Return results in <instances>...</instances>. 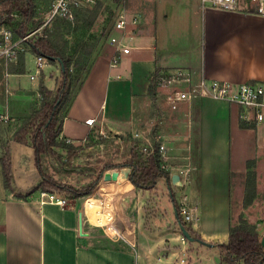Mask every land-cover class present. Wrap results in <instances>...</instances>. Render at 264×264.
<instances>
[{"label":"crops","instance_id":"obj_1","mask_svg":"<svg viewBox=\"0 0 264 264\" xmlns=\"http://www.w3.org/2000/svg\"><path fill=\"white\" fill-rule=\"evenodd\" d=\"M119 6L141 18L134 48L115 68L110 65L115 55L110 44L111 54L95 60L68 108L62 136L79 143L92 129L104 125L112 137L137 132L150 137L155 121L159 125L157 139L170 157L168 163L175 168L191 164L188 193L196 220L190 225L203 241L189 242L194 253L187 254L190 260L186 263L222 264L216 245L228 241L235 193L241 200L245 196L247 163L257 162V174L264 166V122L246 121L242 119L243 108L211 98H196L173 109L168 95L188 85L166 88L158 82L157 103L163 114L159 122L153 115L149 86L157 69L161 70L159 81L181 69L192 73L193 83L202 78L264 83V17L204 11L201 0H126ZM24 54V74L8 72L6 61L0 60V95L5 92L14 97L6 99V107L0 110L9 117V123L30 116L39 96L41 80L31 81L29 77L36 70V55L28 49ZM55 67L46 64L41 74L49 88L47 80ZM116 74L127 80L110 78ZM89 119H96L94 127L86 124ZM242 121L255 127H242ZM8 122L0 121L2 138L7 135ZM12 147L15 183L27 191L41 180L34 150L19 143H12ZM111 182L115 185L113 193L106 183L101 184L93 195L83 197L85 203L80 209L77 202L70 206L42 204L39 192L23 200L4 189L0 164V264H178L189 246L180 249L181 234L173 227L157 236L134 230L130 232L134 235L124 238L113 222V197L125 199L154 190L162 194L160 188L166 185L173 202L169 180L161 179L154 190L137 191L133 187L127 194ZM80 215L89 225H81ZM173 223H178L177 216ZM102 230L111 241L100 239ZM117 236L119 239H113Z\"/></svg>","mask_w":264,"mask_h":264},{"label":"trees","instance_id":"obj_2","mask_svg":"<svg viewBox=\"0 0 264 264\" xmlns=\"http://www.w3.org/2000/svg\"><path fill=\"white\" fill-rule=\"evenodd\" d=\"M115 1L124 3L126 0ZM36 10V0H0V26L9 27L19 37L26 36L44 24L42 19H38ZM82 10L81 8L77 9L74 20L58 18L55 20V25L57 24L58 28L65 25V29L69 30L71 25L77 22V13ZM87 27L90 28L91 24H88ZM77 31H79V28L74 30V32ZM33 37L25 42V47L32 54L45 57L51 65H55L60 60L62 63V66L60 65L62 79L57 90L48 88L44 81H41L39 96L32 106L30 116L16 124L9 139L5 140L0 136L2 147L0 164L4 189L13 193L16 198L23 200H27L37 192L58 193L69 196L71 199H80L91 195L95 191L107 170L117 168L131 169L130 180L137 191L154 190L161 179L169 180V172L162 168L160 141L156 135L159 129L157 123L152 129V144L147 148V151L143 150L144 143L141 140L134 139L131 134L104 137L98 131L95 139L94 135L89 133L84 141L87 145L110 144L120 148V144L124 143L126 150L123 154L124 161L122 163L106 165L87 185L77 187L71 183L63 182L48 172L45 167L46 158L51 157L60 166H64L84 150V146L81 144L69 143L67 142L68 138L62 136L66 115L63 118L61 113L69 103L73 102L92 66L86 68L78 62L74 63L73 56L68 55L66 50L59 46L53 33L47 28H44L41 34H36ZM73 64L74 70H72ZM74 71L76 74H74ZM25 72V54L20 52L13 73L24 74ZM160 72L161 70H156L149 86V96L154 108L153 115L159 122L163 119V114L157 103ZM74 86L78 89L72 97ZM240 123L242 127H255V124L245 123L244 121ZM12 143L30 146L34 150L35 165L41 180L27 191L20 190L14 180ZM60 151L66 154V160H64ZM247 168L246 191L243 201L245 207L250 206L257 196V162L255 160L248 161ZM172 199L178 214L177 222L178 220L182 221L193 238L203 241L190 223L182 219L178 202L174 198ZM263 235L255 226L248 225L244 221L237 225H231L228 241L216 245L220 251V262L222 264H264V247L261 244Z\"/></svg>","mask_w":264,"mask_h":264},{"label":"rangeland","instance_id":"obj_3","mask_svg":"<svg viewBox=\"0 0 264 264\" xmlns=\"http://www.w3.org/2000/svg\"><path fill=\"white\" fill-rule=\"evenodd\" d=\"M53 2L54 0H36L37 17L38 19H42L44 24L47 22L48 14ZM121 4H123L122 1L95 0L89 6L81 8L83 10L77 13V18L79 20L77 19V22L71 25L69 30L65 29V25L58 28V25H55V21L44 27L53 33V36L58 41L59 46L64 48L68 55L73 56L74 63L78 62L81 66L89 68L92 66L93 61H95L98 57L105 55L109 56L111 54L109 42L116 18V12L122 7L119 6ZM88 24H91L90 28L87 27ZM6 28L10 29L9 27ZM76 28H79V31L74 32ZM42 30L39 32L40 34L42 33ZM33 36H36V34ZM33 36L31 38H34ZM55 66V69L53 68L54 71L49 73V78L47 80L53 90H57L62 79L61 66L59 62H57ZM72 70H74V64L72 65ZM74 74H76L75 71ZM39 80L44 81V76L39 77L37 82H39ZM125 80H127V78L118 79L117 82H124ZM104 88L106 87L104 86ZM77 89V87H73L72 97L76 94ZM1 97H4V100ZM9 98L11 100L14 97H9V94H6L5 92L0 95V101H2L3 105V107H0V110H4V106L6 107L7 104L6 99L9 100ZM101 101H103V96L100 97L99 103ZM111 103L112 97H110L108 108H111ZM158 104L160 105L159 102ZM69 105L70 103L64 108L61 113V117L64 118L67 114ZM20 121L21 119H15L10 123L7 121L8 124L5 127L7 135H4L5 140L10 138L9 133L12 132L16 124ZM155 123V121L151 123L152 125L149 130V135H151V130ZM98 131V128H94L90 132L94 135L95 139ZM125 135L129 134L125 133ZM149 138L152 143V137L150 136ZM84 141L85 140L75 143L77 145L81 144L84 146V150L68 162L67 165L60 166L55 159L51 157L46 158L45 167L48 169V172L55 175V177L63 182L71 183L77 187H82L92 182L94 177L100 173L106 165L110 163L119 164L124 161L123 154L126 150L124 143L120 144V148H117L110 144L90 146ZM61 152L62 151H60V153ZM61 154L64 157V160H66V154L64 152ZM32 160L33 159H31V161ZM30 163L31 162H29L28 165ZM104 183H106L108 187H111L109 192L113 193V190L115 189L114 183L102 180L99 185ZM160 190L162 194L154 190L145 194H141V192L136 193L135 196H128L125 199L117 196H115V198L113 197L115 205L113 222L118 228L121 236L128 238L129 236L134 235V233L132 234L130 232L135 230V232L138 233L140 229L147 231L150 235L154 234L157 236L159 232H162L163 230L166 231V229H170L172 227L175 231H178L181 234L178 223H173V221H176V214L173 202H171L168 190L166 189V185L165 188H160ZM94 193L95 191L92 195ZM41 195L42 193L40 192V201L46 200V204L56 205L51 202L63 199L65 200V204L63 206H70L77 202V207L80 209V207H82L85 203V198L76 200L71 199L69 196L64 194L56 193L52 199L50 197L43 198ZM135 197L137 198L135 199ZM243 201L244 198L241 200L236 191L234 203L232 204V225H237L244 221L248 225L255 226L261 233L264 234V166L261 167L260 173L257 174V196L255 200L248 207L244 206ZM84 223L88 222H83V224ZM87 225H89V223ZM99 235L101 237L100 239L111 241V237L109 238V235H107L103 230L99 233ZM169 235L170 234L166 236ZM113 239H119V236L114 237ZM179 242L181 244L180 249L182 246H189L185 247V250L183 251L184 254L180 257L179 261L185 259L186 262H188L190 259H188L187 254H189V252L191 254L194 253V250L190 249V246L192 245H188L190 244L189 241L185 239L182 234L179 235Z\"/></svg>","mask_w":264,"mask_h":264},{"label":"built area","instance_id":"obj_4","mask_svg":"<svg viewBox=\"0 0 264 264\" xmlns=\"http://www.w3.org/2000/svg\"><path fill=\"white\" fill-rule=\"evenodd\" d=\"M95 0H54L47 22L37 30L26 36L19 37L14 34L11 29L6 26H0V60L6 61V69L13 73L15 65L18 61L20 52H26L25 42L49 23L54 22L58 18L74 20L77 9L89 6ZM202 10H219L225 12H241L255 14L264 17V0H201ZM141 22L138 14H133L125 7H121L116 12L115 22L110 37V45L115 50V55L111 61V67L115 68L119 65L121 58L127 55L134 48L133 43L136 38V26ZM44 27V28H45ZM43 28V29H44ZM26 63V62H25ZM48 60L43 56H36L35 73L29 74L30 80H37L41 77L44 66ZM112 79H120L119 74L111 75ZM160 85L171 88L175 85L187 84L188 87L175 89L167 97V101L171 108L176 109L180 103H191L196 98H211L236 104L244 109L242 119L246 121H255L256 123L264 122V83L262 82H245L235 84L227 81L207 80L202 78L199 82L193 83L192 73L185 70H176L171 74L162 77L159 81ZM0 121L7 122L9 117L0 114ZM86 124L94 127L96 119H89ZM99 133L104 137H112L110 132L104 125H100ZM134 139L141 140L144 143V151L151 146V140L143 133H135ZM69 143H75L71 139H67ZM160 153L162 156V168L169 172V183L172 197L178 202L179 212L182 219L191 225L196 220L195 210L191 205V199L188 193L190 185L191 164H182L179 167H173L168 161L170 157L166 154V147L160 144ZM42 197L54 198L56 194L41 192ZM46 204V200L41 201ZM51 203L63 206L65 200L59 199ZM85 221H89L84 218ZM178 264H187L185 259L179 261Z\"/></svg>","mask_w":264,"mask_h":264},{"label":"water","instance_id":"obj_5","mask_svg":"<svg viewBox=\"0 0 264 264\" xmlns=\"http://www.w3.org/2000/svg\"><path fill=\"white\" fill-rule=\"evenodd\" d=\"M58 62L62 66L61 61L58 60ZM130 173H131L130 168L110 169L104 173L103 180L106 182H111V181L116 182L119 192L127 194L128 192H132L133 187H134V185L132 184L130 180ZM176 216L178 217L177 211H176ZM80 222H81V225H83V220L81 218V215H80ZM178 225L180 228V232L185 239H187L189 242H201L202 243V241L196 240L195 238L191 236L190 232L185 227V225L182 223V221L178 220ZM261 244L264 247V235L262 237Z\"/></svg>","mask_w":264,"mask_h":264}]
</instances>
